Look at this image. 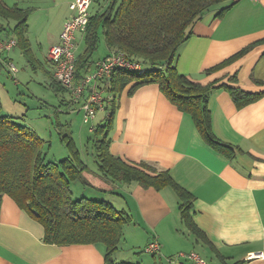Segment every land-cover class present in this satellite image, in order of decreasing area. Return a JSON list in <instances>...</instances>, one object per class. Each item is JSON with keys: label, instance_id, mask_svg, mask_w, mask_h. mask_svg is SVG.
Here are the masks:
<instances>
[{"label": "crops", "instance_id": "1", "mask_svg": "<svg viewBox=\"0 0 264 264\" xmlns=\"http://www.w3.org/2000/svg\"><path fill=\"white\" fill-rule=\"evenodd\" d=\"M1 1L7 7L29 9L26 35L30 59L16 47L31 66L36 63L51 80L54 67L46 53L51 45L59 42L63 23L71 15L72 0ZM93 2L89 14L104 10L108 3L106 0L104 5L91 11ZM222 6L228 9L217 15ZM3 22L0 24L8 25ZM83 35L76 33L77 45L78 40L84 43ZM10 37H14L12 32H0V39ZM32 41L40 57L33 52ZM257 41L243 56L206 72ZM108 53L109 50L104 56ZM5 58L12 61L10 51L6 52L2 64ZM176 66L189 79L214 87L207 99L211 129L220 140L239 147L242 152L228 159L209 146L190 115L172 104L156 84L142 85L132 93L128 92L132 84L122 90L109 132L108 151L128 163L144 161L157 169L168 170L172 179L193 195L189 213L204 235L192 233L182 222L178 199L171 186L157 190L135 181L101 180L98 187L112 190L114 205L131 215V220L124 224L126 230L142 237L145 245L157 240L166 248L163 251L166 258L173 252H194L206 264L209 263L204 254L217 261L211 264H222L220 257L230 263L264 264V257L254 256L264 253V0H224L207 11L193 24L190 37L179 47ZM93 70L94 67L85 74ZM227 86L261 93V96L237 107ZM67 102L76 111L80 110V104L78 108L73 107L76 103L70 93ZM98 111L103 119L105 110ZM143 228L149 230L147 237ZM43 233L38 221L19 208L11 197L2 196L0 264H106L101 243H45ZM190 261L185 264H198Z\"/></svg>", "mask_w": 264, "mask_h": 264}, {"label": "trees", "instance_id": "2", "mask_svg": "<svg viewBox=\"0 0 264 264\" xmlns=\"http://www.w3.org/2000/svg\"><path fill=\"white\" fill-rule=\"evenodd\" d=\"M107 1L104 10L89 14L83 33L84 50L76 53L75 80L89 71L99 35L109 53L123 52L129 61L140 67L115 68L107 80L98 84L103 93L106 112L98 124L90 127L98 176L108 183L135 181L145 188L157 190L171 186L178 199L182 222L192 233L203 236L204 233L189 213L193 195L178 185L168 170L157 169L144 161L128 163L113 156L108 151L109 132L122 90L129 84H132L129 93L142 85L156 84L172 104L190 115L195 128L209 146L228 159H232L236 152H242L239 147L220 140L211 129L207 99L214 87L189 79L176 66L179 47L190 37L193 24L224 0ZM227 9L228 6H222L217 15ZM28 15L29 9L7 7L0 0V18L8 23L7 26L0 24V32H12L16 39L15 46L30 59L26 35ZM258 42L247 45L206 72L243 56ZM8 60H3L4 65ZM52 79L54 89L66 90ZM227 90L237 107L261 96V93L243 91L236 86H227ZM1 110L0 101V204L3 195L11 197L19 208L43 226L45 243H101L104 245L106 264H129L115 261L112 255L122 238L123 226L131 220V215L105 198L83 195L75 198L72 195L71 182L81 179L84 171L89 170L73 138L66 134L60 138L68 146V156L59 161L46 160V153L42 149L43 140L36 131L22 121V116L2 114ZM96 189L112 192L99 187ZM220 260L222 264L244 263H230L224 257H220Z\"/></svg>", "mask_w": 264, "mask_h": 264}, {"label": "rangeland", "instance_id": "3", "mask_svg": "<svg viewBox=\"0 0 264 264\" xmlns=\"http://www.w3.org/2000/svg\"><path fill=\"white\" fill-rule=\"evenodd\" d=\"M105 2L106 0H94L90 10L95 11L100 5H104ZM0 23L4 24L1 18ZM78 45L79 48H77ZM78 45L76 47V53H81L84 49L83 41L78 40ZM31 46L33 52L40 57L41 54L36 48L35 41H32ZM9 51L13 58L11 62L17 68L14 75L2 64L3 57ZM107 51L108 49L104 40L99 35L97 49L91 56V70L95 67L94 63L97 59L104 56ZM40 60L43 62L41 58ZM54 88L55 86L51 85V80L47 78L44 70L38 67L36 63L35 66H31L20 54L16 46L0 53L1 113L18 117L22 116V121L34 129L42 138V149L46 153L45 159L49 161H59L69 155L68 146L60 138L65 134L71 136L75 141L81 158L90 171L93 172L84 171L81 179H76L71 182L70 189L73 197L80 198L83 195L89 198H105L114 204V197L111 192H101L96 189L98 188V184L102 183L101 180L103 179L98 176L99 171L97 170L95 162L94 146L91 142L92 133L89 131V128L95 126L102 120L101 118L103 116L101 111H98L88 123H83L82 111H76L67 102L69 100V93L56 91ZM74 103L76 104H73L75 105L73 107L78 108L80 102ZM124 228L119 245L112 255L115 261H123L129 264H167V254L163 252L166 248L161 247L159 253L146 252L144 249L147 245L143 243L144 246L142 244L143 238L137 235L133 236L130 231L126 230V226ZM148 231V229L143 228L145 237L148 236ZM173 253L169 257L177 258L179 253ZM204 257L209 264L211 262H217L214 258L206 254H204ZM181 259L184 264L185 262H191L189 259H183L182 257Z\"/></svg>", "mask_w": 264, "mask_h": 264}, {"label": "built area", "instance_id": "4", "mask_svg": "<svg viewBox=\"0 0 264 264\" xmlns=\"http://www.w3.org/2000/svg\"><path fill=\"white\" fill-rule=\"evenodd\" d=\"M92 0H72L69 3L71 15L63 23L59 34V42L51 45L46 53L48 60L53 64V79L69 91L74 102H80L83 112L82 121L88 123L97 110H104L103 93L98 87L102 80H107L115 68L138 69L139 64L129 61L123 52H110L95 62L94 70L75 80L76 61V33H84L89 17V7ZM16 44L14 37L0 39V51H8ZM11 74L17 68L10 60L5 62ZM92 128V127H91ZM161 245L157 240L150 241L145 247L146 252L159 253ZM255 257H264L261 251ZM180 257V258H179ZM195 260L198 264H206L196 253H179L178 257L166 258L167 264H184L181 259Z\"/></svg>", "mask_w": 264, "mask_h": 264}]
</instances>
